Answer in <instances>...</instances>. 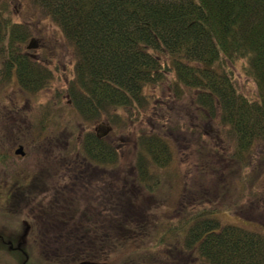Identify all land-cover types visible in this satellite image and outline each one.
<instances>
[{
    "label": "trees",
    "instance_id": "1",
    "mask_svg": "<svg viewBox=\"0 0 264 264\" xmlns=\"http://www.w3.org/2000/svg\"><path fill=\"white\" fill-rule=\"evenodd\" d=\"M32 1L73 46L67 99L84 122L121 125L122 111L134 126L148 104L145 90L170 80L178 98L189 93L204 118L229 129L236 173L246 177L254 146L264 142V0ZM31 37L27 25L14 21L9 1L0 0V83L15 76L23 91L38 93L52 70L23 50ZM241 60L257 85L255 98L238 90L233 70ZM47 116L38 135L48 128ZM130 143L133 161L121 188L112 185L123 160L116 143L82 132L72 186L47 185L48 168L39 174L44 193L20 198L35 231V264H264V233L223 225L215 204L199 201L178 224L153 221L151 228L143 197L164 184L158 173L173 160L172 141L156 128L140 130ZM61 162L67 167V159ZM260 175L258 168L245 183L254 186ZM258 217L264 220V209Z\"/></svg>",
    "mask_w": 264,
    "mask_h": 264
},
{
    "label": "rangeland",
    "instance_id": "2",
    "mask_svg": "<svg viewBox=\"0 0 264 264\" xmlns=\"http://www.w3.org/2000/svg\"><path fill=\"white\" fill-rule=\"evenodd\" d=\"M8 1L14 21L27 25L32 31L29 43L34 47L28 50V46H25L23 50L35 59L47 62L52 70L48 88L38 93L23 91L15 76L0 83V115L3 114L0 117V127L8 124L22 126L36 133L44 114L48 115L49 122L46 126L49 129L36 141L48 149H43L42 154L36 153L24 161L31 179L38 176L41 170L46 174L48 168L53 173L56 172V178L60 176L57 169L64 167L58 165L59 158L63 153V161L68 159L69 137L74 138L73 157L76 158L77 136L82 132H92L116 143L120 149L123 160L114 176L113 181L116 183L112 185L121 188L124 172L133 161L130 142H134L140 130L152 131L158 128V131L166 133L172 141L173 160L168 168L158 173L163 177L164 184L158 189L155 187L152 194L145 193L143 197L142 206L146 208L151 228L154 226L153 221L155 224L159 222L158 226L178 224L183 219L185 210H190L194 203L195 207L200 201L201 206L215 204L221 209L218 219L223 225H238L264 233V220L258 217L264 209V200L256 196V193L264 194V190H261L264 187V142L254 146V165L246 170V177L241 178L244 172L242 175L236 173L235 142L229 129L223 127L219 119L204 118L189 93L178 98L168 86L170 80L159 87H148L145 90L148 104L143 117L137 118L140 122H136L134 126L125 122L131 115L122 111L121 125H112L106 119L93 123L84 122L67 99L68 85L73 79L76 61L70 41L57 25L37 9L32 0ZM244 67L246 63L241 60L233 70L238 90L249 98H255L258 93L257 85L246 76ZM13 104L19 106L17 112L6 109ZM50 141H58V145L51 147ZM62 141L65 145L60 144ZM67 167L66 172L69 169ZM258 168L261 175L255 185L252 186L249 181L245 183L244 179L249 180ZM102 176L107 181L105 174H101L99 179ZM137 189H134L136 193L143 192ZM198 196L200 200L197 199ZM156 216L159 217L158 221ZM32 249L35 255L32 262L35 264L39 260V253L35 246ZM119 262L115 260L112 264Z\"/></svg>",
    "mask_w": 264,
    "mask_h": 264
},
{
    "label": "flooded vegetation",
    "instance_id": "3",
    "mask_svg": "<svg viewBox=\"0 0 264 264\" xmlns=\"http://www.w3.org/2000/svg\"><path fill=\"white\" fill-rule=\"evenodd\" d=\"M18 108L19 106L15 104L6 107L9 112H17L16 109ZM4 111L7 113L6 110ZM48 129H44L38 135L37 128V132L32 133L22 126L15 127L8 124L0 127V264H34L32 258L35 255L32 246H35L36 240L31 235L35 231L29 222L28 209L22 204L23 200L20 198L33 193L37 194L35 189L39 194L44 193L43 176L39 175L42 170L38 176L31 179L27 173V163L24 161L27 157L36 153L37 155L42 154L43 149H48L42 147V143L36 142ZM73 139L69 137L67 143L69 151L68 171H65V162H61L64 160L63 155H61L58 164L64 168L57 169V174L60 172V176L57 178L56 172L49 176L47 185L53 187L52 184H55V188L72 186L75 150ZM50 143L51 147L58 145V141H50ZM60 144L63 145L64 142L62 141ZM61 149L64 150L65 148ZM35 182H39V185H35ZM69 191L74 193L73 190L69 189ZM36 233L40 234L39 228H37Z\"/></svg>",
    "mask_w": 264,
    "mask_h": 264
}]
</instances>
